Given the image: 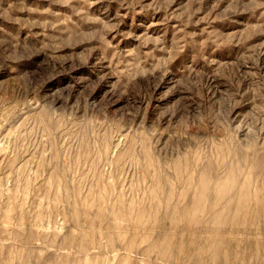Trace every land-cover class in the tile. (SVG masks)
Masks as SVG:
<instances>
[{
    "label": "rangeland",
    "instance_id": "1",
    "mask_svg": "<svg viewBox=\"0 0 264 264\" xmlns=\"http://www.w3.org/2000/svg\"><path fill=\"white\" fill-rule=\"evenodd\" d=\"M0 264H264V0H0Z\"/></svg>",
    "mask_w": 264,
    "mask_h": 264
}]
</instances>
